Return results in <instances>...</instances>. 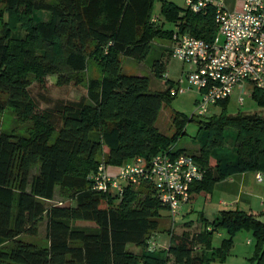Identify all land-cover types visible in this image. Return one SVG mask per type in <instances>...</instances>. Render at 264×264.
Segmentation results:
<instances>
[{
    "label": "trees",
    "instance_id": "1",
    "mask_svg": "<svg viewBox=\"0 0 264 264\" xmlns=\"http://www.w3.org/2000/svg\"><path fill=\"white\" fill-rule=\"evenodd\" d=\"M1 5L6 28L0 35V115L9 108L32 128L24 138L0 127V264H210L225 260L239 231L255 240L251 264H264V222L242 210L222 211L211 222L201 218L200 230L170 234L166 249L150 251L160 212L167 211L152 186L125 185L121 194H103L93 190L90 179L100 165L148 161L169 150L187 154L174 150L184 135L178 116L172 137L155 127L161 107L173 97L172 82H166V91L151 92L149 78L121 74V58L144 61L155 39L171 40L166 25L212 41L217 28L211 9L193 14L162 0H0ZM35 13L43 20L35 23ZM155 16L158 22L152 24ZM87 52L103 76L88 81L85 98L32 96L29 76L39 84L48 75H57L63 86L80 83ZM153 70L162 78L156 62ZM251 98L264 106V91L253 88ZM226 101L216 106L224 108ZM198 122L204 138L191 157L204 175L191 187L189 201L231 176L264 173V118L232 117L223 109ZM104 148L108 153L100 163ZM33 167L38 172L31 179ZM57 187L71 204L46 209L44 202L53 200ZM43 216L47 246L23 241L22 236H37ZM77 222L95 226L77 227ZM184 226L190 229L192 222ZM221 232L225 237L214 247Z\"/></svg>",
    "mask_w": 264,
    "mask_h": 264
},
{
    "label": "built area",
    "instance_id": "2",
    "mask_svg": "<svg viewBox=\"0 0 264 264\" xmlns=\"http://www.w3.org/2000/svg\"><path fill=\"white\" fill-rule=\"evenodd\" d=\"M238 10H228L224 0H185L186 9L193 14L213 11L217 31L213 40L206 42L189 34H181L178 27L171 38L170 56L184 66V72L169 88L171 96L185 94L191 87L200 92L197 115L204 117L212 106L227 100L234 89L243 83L264 91V0H237ZM158 17L152 18L156 24ZM162 79L170 82L166 72ZM242 105V99L239 100ZM202 169L188 154L175 155L173 150L159 153L150 160L135 158L116 173L100 165L91 176L93 190L107 194H121L125 185L147 183L174 219L188 203L191 187L202 181ZM256 180L262 182L261 174ZM158 244L151 239L149 250Z\"/></svg>",
    "mask_w": 264,
    "mask_h": 264
},
{
    "label": "rangeland",
    "instance_id": "3",
    "mask_svg": "<svg viewBox=\"0 0 264 264\" xmlns=\"http://www.w3.org/2000/svg\"><path fill=\"white\" fill-rule=\"evenodd\" d=\"M171 3L181 10L186 9L185 0H162ZM4 5L0 6L2 12ZM160 3H155L154 13L159 15ZM43 20L42 13L34 14V22H40ZM6 24L4 20H0V35L5 30ZM166 30H172L175 32V26L166 25ZM171 40L168 38L156 39L151 46V50L147 58L138 62L129 58H121V74L126 76H139L150 79V90L160 91L164 89V79L154 76L152 71L153 64L160 62L164 64L165 72L169 76L171 82H176L179 78L180 72L183 68L184 71H188V65L184 66L181 62L171 58L170 54L166 52L163 47L170 45ZM86 71L77 76L80 83L74 85L72 82L63 86L59 84L57 75H48L43 79V83L39 84L34 80L33 76H29L31 82L30 91L34 98L40 101L42 97L51 100L65 99L70 101H79L86 97L87 83L91 79H99L103 76L101 68L90 56V52L86 53ZM63 74H66L65 72ZM73 81V78H71ZM253 87L249 83H243L238 85L232 95L227 99L224 108L222 106H212L208 114L204 117L198 118L197 105L200 100V92L197 88L191 87L185 94L177 95L169 100L168 104H163L159 112L158 118L155 123L156 129L164 136L172 137L176 128L173 123L174 116H178L183 121L182 131L183 136H180L174 150H185L190 156L198 154L200 149V142L204 138V130L198 121L207 119L214 115L222 113L223 109L226 115L236 116H247V117H261L264 118V106L258 105L252 98ZM242 99V105L239 104V100ZM44 107V104L42 105ZM192 119V120H191ZM0 127L3 133L15 135L17 137L27 138L30 135L32 128L31 121H21L16 114L9 108H7L3 114L0 115ZM92 138H94L92 136ZM100 163L105 161V152L102 151L98 156ZM214 164V160L210 161ZM37 167H33L30 178L37 175ZM262 180H264V174L260 173ZM137 190H142L140 187L135 186ZM205 195H197L193 198L190 206L182 210V215L172 219L167 211L160 212L159 231L152 236V240L158 244V248L155 251L163 250L168 247L170 240V231L174 235H180L184 232V224L192 222L197 224L195 229H192L190 233L198 231L201 223V218L205 217L211 222L214 216L210 215L209 211L205 206L204 201ZM45 208L48 209L52 206H67L71 204V201L67 196H63L60 193V189L57 187L55 195L52 201L44 202ZM205 214V215H204ZM207 221V220H206ZM82 225V224H80ZM88 225V224H83ZM85 228H94V226H85ZM224 233L215 235L213 238V246L217 247L220 244ZM21 239L27 243L35 244L39 247H46V219L43 216L38 227V234L36 237L22 236ZM7 246H2L1 249H5ZM129 249L135 251L132 246ZM255 250V240L253 239L250 232L239 231L233 237V244L225 260L214 261L210 264H251Z\"/></svg>",
    "mask_w": 264,
    "mask_h": 264
},
{
    "label": "crops",
    "instance_id": "4",
    "mask_svg": "<svg viewBox=\"0 0 264 264\" xmlns=\"http://www.w3.org/2000/svg\"><path fill=\"white\" fill-rule=\"evenodd\" d=\"M224 5L228 10H238L240 7L237 0H224ZM163 49L170 54L171 43L167 47L165 48L163 47ZM156 63L165 72L164 64L158 61ZM152 71L154 73V76L156 77L153 67H152ZM184 72L186 71H184L182 68L179 77ZM167 88H168V84L164 81L163 90L151 91L150 83H149V90L151 92H163L166 91ZM103 151L105 152V156H106V154L108 153L107 149L104 148ZM118 168L119 167H107V170L109 173L114 174L117 172ZM256 174L258 173L237 174L216 183L210 194H203L205 195L204 197L205 206H206L205 209L209 211L210 215L214 216V219L218 217L222 211L238 209L264 222V180H262V182H258L256 180ZM192 201H193V197L190 199V201H188L187 204H185L181 208V212L184 208L190 206ZM181 212L180 215H182ZM203 219L209 221V219L205 217H203ZM83 224H88V225H83ZM196 225L197 224L192 223L190 229H187L185 226H183L184 231L190 232L192 229L196 228L195 227ZM75 226L85 228V226L89 227L95 225L90 222H77L75 223ZM199 226L200 227L198 230L201 229V223ZM170 234L172 235L173 233H169V235ZM132 248L135 249V251H133L134 253L136 254L140 253L139 249L135 247ZM130 250L132 251V249Z\"/></svg>",
    "mask_w": 264,
    "mask_h": 264
}]
</instances>
